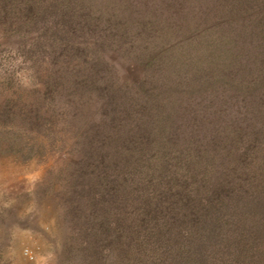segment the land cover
I'll use <instances>...</instances> for the list:
<instances>
[{"label": "rangeland", "instance_id": "1", "mask_svg": "<svg viewBox=\"0 0 264 264\" xmlns=\"http://www.w3.org/2000/svg\"><path fill=\"white\" fill-rule=\"evenodd\" d=\"M219 261L264 264V0H0V264Z\"/></svg>", "mask_w": 264, "mask_h": 264}, {"label": "trees", "instance_id": "2", "mask_svg": "<svg viewBox=\"0 0 264 264\" xmlns=\"http://www.w3.org/2000/svg\"><path fill=\"white\" fill-rule=\"evenodd\" d=\"M216 247H217V246H216ZM225 256H226V255H225ZM226 257H228V256H226ZM206 258H208V257H206ZM217 258H218V257H217ZM206 260H207V259H206ZM213 260H215V258H213ZM218 260H219V259H216V260H215V261H216L215 263H217ZM230 262H231V261H230ZM237 262L240 263V262H242V261L237 259ZM219 264H224V263H223L222 261H219Z\"/></svg>", "mask_w": 264, "mask_h": 264}]
</instances>
